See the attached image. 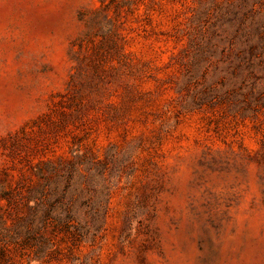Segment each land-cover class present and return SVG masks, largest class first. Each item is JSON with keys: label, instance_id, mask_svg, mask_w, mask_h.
I'll use <instances>...</instances> for the list:
<instances>
[{"label": "rangeland", "instance_id": "obj_1", "mask_svg": "<svg viewBox=\"0 0 264 264\" xmlns=\"http://www.w3.org/2000/svg\"><path fill=\"white\" fill-rule=\"evenodd\" d=\"M0 264H264V0H0Z\"/></svg>", "mask_w": 264, "mask_h": 264}]
</instances>
